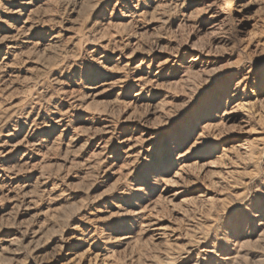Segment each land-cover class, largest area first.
Returning <instances> with one entry per match:
<instances>
[{
    "label": "rangeland",
    "instance_id": "rangeland-1",
    "mask_svg": "<svg viewBox=\"0 0 264 264\" xmlns=\"http://www.w3.org/2000/svg\"><path fill=\"white\" fill-rule=\"evenodd\" d=\"M0 264H264V0H0Z\"/></svg>",
    "mask_w": 264,
    "mask_h": 264
}]
</instances>
